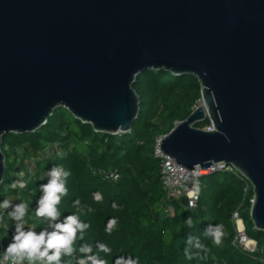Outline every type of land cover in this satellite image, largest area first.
<instances>
[{"label": "water", "instance_id": "obj_1", "mask_svg": "<svg viewBox=\"0 0 264 264\" xmlns=\"http://www.w3.org/2000/svg\"><path fill=\"white\" fill-rule=\"evenodd\" d=\"M147 69L201 85L161 151L188 170L233 166L264 232V0H0V189L3 138L37 131L58 108L95 132H130ZM206 119L211 129L196 127Z\"/></svg>", "mask_w": 264, "mask_h": 264}, {"label": "trees", "instance_id": "obj_2", "mask_svg": "<svg viewBox=\"0 0 264 264\" xmlns=\"http://www.w3.org/2000/svg\"><path fill=\"white\" fill-rule=\"evenodd\" d=\"M133 86L140 97V112L128 133L95 132L90 124L58 108L37 131L5 136L2 151L6 173L0 203L9 200L15 205L19 194L21 203L27 205L25 229L39 233L48 228V220L37 216L35 209L42 195L40 185L48 182L51 168L59 166L70 173L66 179L67 195L57 205L60 219L77 215L89 225L83 240L77 233V250L87 243L93 254L107 264H114L119 256H131L138 264H264V232L255 230L250 219L253 190L249 188L246 193V184L235 174L219 171L202 175L197 207L189 208L187 197L182 195L171 202L175 215L166 212L170 201L162 183L160 160L153 154L154 144L157 137L167 135L194 111L202 98L198 79L165 69H147L137 76ZM210 125L206 119L196 127L206 129ZM47 148L51 156L37 159ZM33 159L36 160L30 175ZM103 171L114 173L117 178H107L101 174ZM15 181H23L27 186L13 188ZM96 192L103 197L99 202L93 197ZM77 200L79 205L75 204ZM10 210L0 208L2 239L7 236L3 235L4 222L14 229L17 223L8 216ZM236 210L244 219L248 236L257 241L255 252L239 251L232 246L236 232L231 216ZM113 218L117 225L109 233L107 222ZM189 218L191 226L187 223ZM210 224L223 226L219 245L205 235ZM189 236L197 238L203 247L189 245ZM101 243L111 252H99L96 246ZM186 249L191 258L185 254ZM81 255L77 251L73 257L64 256L62 264H77Z\"/></svg>", "mask_w": 264, "mask_h": 264}, {"label": "clouds", "instance_id": "obj_3", "mask_svg": "<svg viewBox=\"0 0 264 264\" xmlns=\"http://www.w3.org/2000/svg\"><path fill=\"white\" fill-rule=\"evenodd\" d=\"M19 175H23L21 172ZM70 175L62 167H52L47 173L49 177L46 184L40 185L42 195L40 196L37 207L35 209L36 215L46 218L49 222L48 228L37 233L31 229H25L24 217L27 214V205L19 203L13 205L11 201L4 200L0 203V208L11 209L8 211V216L15 220V232L12 241L8 244L4 251V258L10 261V264H62V257H73L78 251L82 255L78 258L77 264H107V261L101 259L98 254H93L92 246L85 243L77 250L74 244L77 240V233H80L79 239L83 240V233L89 227L80 221L77 215H67L60 219V212L57 205L61 198L67 195L66 179ZM27 185L23 181H15L12 184L13 188H25ZM193 190L198 192V183L193 184ZM94 199L99 202L103 199L99 192L93 194ZM80 201H75L79 205ZM113 208L117 205L114 203ZM191 206V205H190ZM91 211V209H89ZM191 226L192 221L189 218L187 221ZM117 225L115 218L109 219L106 226V231L111 233ZM222 225H208L205 229V235L212 237L214 243L219 245L223 236ZM195 241V243H194ZM188 244L196 248H202L199 240L195 237H188ZM99 252L110 253L111 249L106 244H97ZM185 254L191 258L188 249ZM114 264H138L137 259L131 256H119L115 259Z\"/></svg>", "mask_w": 264, "mask_h": 264}, {"label": "built area", "instance_id": "obj_4", "mask_svg": "<svg viewBox=\"0 0 264 264\" xmlns=\"http://www.w3.org/2000/svg\"><path fill=\"white\" fill-rule=\"evenodd\" d=\"M211 125L207 127L206 129H211ZM122 133H119L117 135H121ZM164 136L157 137L153 154L154 156L160 160V166H161V174H162V183L164 186V189L166 191L167 199L170 201V203L166 207V212L170 216H174L176 211L171 203L172 201L179 200L182 195H185L188 200V206L189 208H196L198 201H199V194L198 192L193 190V184L198 183L199 178L204 175L202 172L204 170L207 171L206 174H213L215 172L219 171H226L230 172L232 174H235L240 180H242L245 184V192L249 190V188L252 189V185L250 182L242 175L240 174L233 166L227 165L224 162L214 163L209 168H200V166H196L193 170H188L181 165H179L171 156L163 153L161 151V142L163 141ZM51 156V150L50 148H47L43 155L39 158H49ZM36 159H33L29 168V174H33V165L35 163ZM101 174L107 178L116 179L117 175L114 173H108V172H101ZM15 204L21 203V197L20 195H16L15 198ZM254 201V196L250 200L251 205ZM191 205V206H190ZM2 220V219H1ZM3 221V220H2ZM231 221L234 224L235 227V237L232 241V246L243 252H255L257 250V241L250 238L246 231V225L244 222V219L241 217L239 210H236L232 216ZM4 228L7 231V236L2 239L0 238V242L2 243V253L0 256V264H10V261L6 260L4 258V251L7 248L8 244L12 241L13 234L15 232L14 228L9 227L6 222H4ZM27 264V262H25Z\"/></svg>", "mask_w": 264, "mask_h": 264}, {"label": "rangeland", "instance_id": "obj_5", "mask_svg": "<svg viewBox=\"0 0 264 264\" xmlns=\"http://www.w3.org/2000/svg\"><path fill=\"white\" fill-rule=\"evenodd\" d=\"M198 104V103H197ZM207 173V171L206 170H204L203 172H202V174H206ZM255 229V228H254ZM256 230V229H255ZM4 234L3 235H7V231L6 230H4V232H3Z\"/></svg>", "mask_w": 264, "mask_h": 264}, {"label": "bare ground", "instance_id": "obj_6", "mask_svg": "<svg viewBox=\"0 0 264 264\" xmlns=\"http://www.w3.org/2000/svg\"><path fill=\"white\" fill-rule=\"evenodd\" d=\"M200 105H203V102H200Z\"/></svg>", "mask_w": 264, "mask_h": 264}]
</instances>
